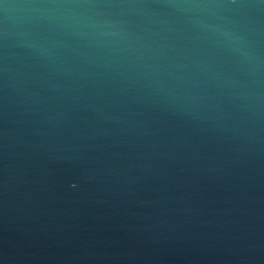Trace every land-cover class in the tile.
<instances>
[{
    "label": "water",
    "instance_id": "obj_1",
    "mask_svg": "<svg viewBox=\"0 0 264 264\" xmlns=\"http://www.w3.org/2000/svg\"><path fill=\"white\" fill-rule=\"evenodd\" d=\"M0 264H264V0H0Z\"/></svg>",
    "mask_w": 264,
    "mask_h": 264
}]
</instances>
